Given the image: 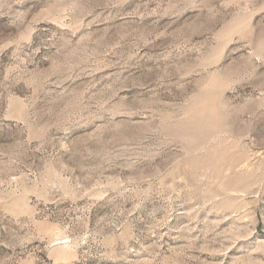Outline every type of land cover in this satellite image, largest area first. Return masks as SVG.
I'll use <instances>...</instances> for the list:
<instances>
[{"label":"rangeland","instance_id":"374dc122","mask_svg":"<svg viewBox=\"0 0 264 264\" xmlns=\"http://www.w3.org/2000/svg\"><path fill=\"white\" fill-rule=\"evenodd\" d=\"M0 264H264V0H0Z\"/></svg>","mask_w":264,"mask_h":264}]
</instances>
